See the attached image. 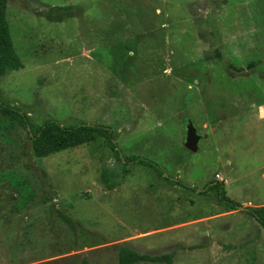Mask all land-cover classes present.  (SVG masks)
Instances as JSON below:
<instances>
[{
  "label": "rangeland",
  "instance_id": "374dc122",
  "mask_svg": "<svg viewBox=\"0 0 264 264\" xmlns=\"http://www.w3.org/2000/svg\"><path fill=\"white\" fill-rule=\"evenodd\" d=\"M7 17L24 68L0 77L4 102L33 129L107 124L164 173L102 139L37 157L0 114V264H119L121 246L172 258L136 264H264V0H9ZM215 180L238 208L198 191Z\"/></svg>",
  "mask_w": 264,
  "mask_h": 264
},
{
  "label": "trees",
  "instance_id": "16d2710c",
  "mask_svg": "<svg viewBox=\"0 0 264 264\" xmlns=\"http://www.w3.org/2000/svg\"><path fill=\"white\" fill-rule=\"evenodd\" d=\"M9 0H0V77L6 74L24 68V63L17 53L14 41L11 34V26L7 17ZM220 55L219 53H217ZM257 65L256 62H251L249 68ZM232 66V65H231ZM0 114L9 117L18 122L28 130V138L32 141V148L37 157H46L53 153L77 147L83 144L92 143L100 139L104 140L109 146L116 150L117 157L124 165L133 163L146 165L157 170L160 176H163V169L155 162L142 157L132 156L126 157L116 141V133L113 128L107 124H92L87 122H77L74 124H63L55 119H47L42 125L33 129L29 118L22 110L12 104H8L1 99L0 96ZM111 172L105 169L101 173V179L105 185L111 189L114 184L111 183ZM169 178V177H166ZM185 187L191 190H198L196 187L185 184ZM216 188L218 191V200L227 207L236 209L239 204L230 198L225 190L224 183L215 180L206 185L201 193H205L207 189ZM251 215L264 226V206L249 209ZM62 218L70 224L73 229H76L74 220L61 213ZM167 261L171 262V254L160 256H149L147 254L137 253L127 246H121L119 264H136L138 261ZM79 264H90L86 258L82 259Z\"/></svg>",
  "mask_w": 264,
  "mask_h": 264
},
{
  "label": "water",
  "instance_id": "95a60500",
  "mask_svg": "<svg viewBox=\"0 0 264 264\" xmlns=\"http://www.w3.org/2000/svg\"><path fill=\"white\" fill-rule=\"evenodd\" d=\"M186 140L185 147L193 152H197L199 149V143L203 136L198 132L197 127L191 119H188L186 123Z\"/></svg>",
  "mask_w": 264,
  "mask_h": 264
}]
</instances>
